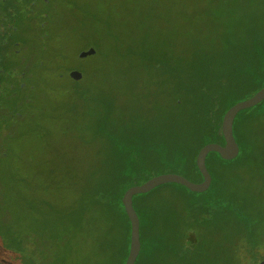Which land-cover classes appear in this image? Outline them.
Returning <instances> with one entry per match:
<instances>
[{
  "label": "trees",
  "instance_id": "obj_1",
  "mask_svg": "<svg viewBox=\"0 0 264 264\" xmlns=\"http://www.w3.org/2000/svg\"><path fill=\"white\" fill-rule=\"evenodd\" d=\"M246 35L218 73L206 78L205 91L194 94L185 115L176 114L173 120L158 118L151 124L138 116L112 122L109 101L96 92L101 90L100 79L93 73L83 75L81 81L66 79L69 68L63 52L32 39L31 71L19 65L16 73L0 75V141L13 137L29 100L32 112L43 109L33 105L37 100L30 99L27 91L45 74L50 77L45 97L65 98L64 104L72 111L66 116L60 108L62 101L56 100L52 108L55 118H68L71 123L82 120L95 130L97 172L96 177L68 183L51 176L44 184H35L38 195L33 196L34 216L28 226L12 213L4 219L0 204V264H124L130 237L121 203L125 190L168 172L201 181L195 164L199 149L208 142L223 144L220 123L224 112L264 86V35L249 31ZM104 57L95 52L88 58H97L94 68L103 75L106 66L100 59ZM232 131L238 155L224 160L216 152L207 154L205 166L211 182L205 191L191 192L180 184L166 183L132 197L140 239L134 264L256 262L258 241L264 238V232L257 233V225L264 219V99L240 110ZM5 177L9 178L8 170L5 175L0 171L1 187ZM215 222H219L215 227L224 225L227 230L223 253L209 242L197 240V234Z\"/></svg>",
  "mask_w": 264,
  "mask_h": 264
},
{
  "label": "rangeland",
  "instance_id": "obj_2",
  "mask_svg": "<svg viewBox=\"0 0 264 264\" xmlns=\"http://www.w3.org/2000/svg\"><path fill=\"white\" fill-rule=\"evenodd\" d=\"M60 9L45 20L44 32H35L33 41L60 49L68 71L93 73L100 79L101 90L96 92L109 101L112 122L138 116L151 124L158 118L185 115L194 94L205 91L206 78L218 73L226 58L238 51L246 31L264 35V0H62ZM90 48L105 56L100 59L105 75L95 69L97 58L78 59V53ZM40 79L27 92L37 100L33 105L43 109L32 112L29 100L13 137L0 141L5 155L0 157V171L5 175L8 170L10 178L5 177L0 186L4 219L12 213L26 226L34 216L35 184H44L51 176L68 183L96 177L97 172L95 130L80 116L77 123L55 118L56 100L62 101L66 116L72 111L65 98L45 97L50 77L43 74ZM31 81L29 77V85ZM92 92L96 95L95 88ZM202 219L208 221L197 217ZM217 223L198 233L197 240L223 253L227 230L224 225L215 227ZM262 232L264 219L257 225V233ZM258 244L256 262L264 258V238Z\"/></svg>",
  "mask_w": 264,
  "mask_h": 264
},
{
  "label": "water",
  "instance_id": "obj_3",
  "mask_svg": "<svg viewBox=\"0 0 264 264\" xmlns=\"http://www.w3.org/2000/svg\"><path fill=\"white\" fill-rule=\"evenodd\" d=\"M93 49H88L78 53V59L84 60L94 55ZM70 79L75 81H81L83 75L76 69H71L67 73ZM264 99V86L258 89L249 97L239 100L231 105L223 114L220 123V132L223 136V144L217 142H208L204 144L198 151L195 164L202 180L194 182L178 173H160L152 176L141 184H135L128 187L121 197V203L124 207L125 213L128 217L130 224V237H129V250L124 264H134L135 259L140 250V239H139V218L132 206V197L136 194L146 193L153 188L166 184L175 183L186 187L191 192H203L205 191L211 182V176L208 173L205 166V158L209 152H216L224 160L233 159L238 155L239 147L234 139L232 124L236 114L243 109L250 108ZM255 264H264V258L257 261Z\"/></svg>",
  "mask_w": 264,
  "mask_h": 264
},
{
  "label": "flooded vegetation",
  "instance_id": "obj_4",
  "mask_svg": "<svg viewBox=\"0 0 264 264\" xmlns=\"http://www.w3.org/2000/svg\"><path fill=\"white\" fill-rule=\"evenodd\" d=\"M61 2L62 0H0V75L9 71L16 73L19 65L26 69L30 67L31 71L30 43L33 34L44 32L45 20L60 12ZM24 72L25 69L19 77H24Z\"/></svg>",
  "mask_w": 264,
  "mask_h": 264
}]
</instances>
